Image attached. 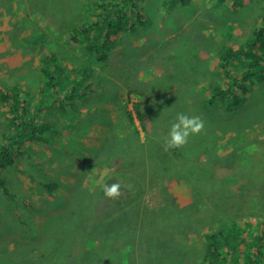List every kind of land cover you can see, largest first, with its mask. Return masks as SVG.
I'll return each instance as SVG.
<instances>
[{
	"label": "rangeland",
	"instance_id": "374dc122",
	"mask_svg": "<svg viewBox=\"0 0 264 264\" xmlns=\"http://www.w3.org/2000/svg\"><path fill=\"white\" fill-rule=\"evenodd\" d=\"M42 1L8 0L0 7L3 11L0 12V86L9 87L11 83L25 84L28 89L49 86L48 83L41 84L44 75L39 68V53L23 52L19 40L11 39L4 31L11 23L7 10L12 8L13 15L19 11L24 15H18L22 17L21 22L24 19L27 25L38 23L51 30L54 27L52 20L41 12L51 5L41 6ZM66 5L70 8L68 20L72 22L81 3L67 0ZM142 8L145 12L143 21H137L136 29L128 35L124 33L125 43L118 44L110 54L116 69L109 68L105 72L97 63H88L87 71L83 68L74 71L71 66L76 65L75 58L66 60L73 74L62 75V81L68 80L66 85H71L64 92L70 95V89L78 87L75 102L82 122L73 124L74 112L65 116L73 125L67 120L62 121L61 112L55 121L47 112L39 116L37 119L46 118L52 127L43 134L46 139L20 145L18 148L26 158L23 167L17 162L0 173L9 180L7 191L0 189V264H3L2 258L10 260L11 264H161V257L167 264H198L203 253L198 249L202 245L197 239L200 235L204 237L200 220L219 224L221 219L232 216L227 215L228 206L235 201L252 209L250 214L264 217V77L259 72L262 66L255 64L254 58L244 59L243 56L228 61L233 73L239 70L256 72L249 85L243 88L246 96L236 113L210 115L204 104L211 94L208 78L218 77L214 71L220 64L221 49L242 47L248 51L246 43L256 41L258 28L264 24V0H191L186 5L177 0H144ZM28 30L34 33V28ZM19 35L21 38L24 32ZM31 36L35 37L34 34ZM31 40H22V43L37 48ZM252 53L263 56L264 44ZM24 60L28 61L25 67ZM16 63L19 66L15 71H9ZM142 90L149 96V102L143 105V118H139L134 104L145 101ZM43 96L40 95L41 101ZM127 100L128 109L134 112V123L129 120V110L124 109ZM180 101H183L181 105ZM1 113L2 106L0 146L13 130L10 119ZM179 113L200 117L204 129L200 134L190 136L183 147L166 150L169 130ZM51 149L69 154L68 162L44 160ZM102 153H109L108 157ZM219 154L223 155L221 165L215 167V156ZM87 158L93 159V166L84 163ZM60 170L63 172L59 179L66 187L59 193L73 192L74 196L58 199L51 213L39 215L38 206L52 194L47 184ZM116 173L124 175L123 178L111 177L118 175ZM210 177L213 181L201 184ZM97 180L101 184L119 182L123 195L118 200L106 198L96 184ZM81 187L90 192L92 217H80L79 213L74 216L71 212L72 206L80 203ZM213 190L224 196L219 200L222 206L219 209L214 207L218 197ZM99 193L100 196H96ZM198 197L206 205L194 215L193 206L198 203ZM211 203L213 207H209ZM25 213L28 217L17 221V214L24 218ZM186 214L188 219L183 220ZM247 219L256 233L264 231L254 217ZM59 220L65 222L60 225L65 232L55 234L49 227L58 226ZM118 224L123 227L112 241L117 247L110 248L102 240L103 228L107 225L112 230ZM98 226L101 228L95 232ZM241 235L240 232L237 241ZM81 238L88 242L84 250L91 252L86 258L78 252L81 251L78 248ZM54 239L73 253L70 261L67 253L60 255L57 250L45 247ZM39 244L45 249L37 247ZM128 244L133 247L129 248ZM148 244L157 253L145 248ZM184 247H194L189 256L184 255L187 262L181 255ZM196 251L201 257L194 255ZM110 258L114 263L107 261ZM238 260L242 264L249 263L244 254H240Z\"/></svg>",
	"mask_w": 264,
	"mask_h": 264
},
{
	"label": "trees",
	"instance_id": "16d2710c",
	"mask_svg": "<svg viewBox=\"0 0 264 264\" xmlns=\"http://www.w3.org/2000/svg\"><path fill=\"white\" fill-rule=\"evenodd\" d=\"M73 1L75 4L81 3V5L80 9L76 11L75 17L72 22L68 20L67 16V11L68 9H70L66 5L67 0H48L47 2L44 0L42 1L41 6H44L47 3L51 5L49 9H41V12H44L46 15H48L52 20V23L54 24V27H52L51 30H49L48 28L44 29L42 25H39L38 23L27 25V22H25L24 19L21 22L22 17L18 16L20 12L19 10L18 13H14L15 16L12 14L13 8L7 10V12L11 14V23L6 26L4 31L9 34L11 39L19 40V43L21 44L20 48H22L23 52L29 50L39 53V68L40 72L44 75V77L41 78V84L48 83L49 86H42L43 88L40 87L38 89H36V86L28 89L25 84H21L22 86H24L23 89L22 86H18L13 83H11L9 87H7L6 85L0 86V106H2L1 115L4 116V114H6L7 118L10 119V124L13 127V130L10 131L8 138L14 139L13 142H10L9 139H6L5 143L0 146V155L3 154L2 156H0V168H5L9 165L11 166L16 164V156L14 151L19 150L18 147H20V145L26 142L32 143V140L46 139V137H44V135L42 134H44L46 130L51 129L52 127L48 121H45L46 118L37 119L39 118V116H43L46 112L48 113V117L53 118L54 121L57 119L61 112L60 118L62 120H67L69 125L82 122V117L80 118V116L77 114L78 105L75 102V90L77 91L78 87H74L73 89L71 88V91L69 92L70 95L68 93L66 94L64 90L71 87V85H66L68 80L65 82L62 81V75L69 76L73 74V70L78 71V68H83V71H87L88 63H97L96 65L104 69L103 71L105 72L108 71L109 68L116 69V66L110 60V54L115 51L118 44L125 43L126 38H123V34L127 33L128 35L129 32L134 31L137 27V21H143V19L145 18L142 8L144 0ZM168 1L171 2V0H166V2ZM174 1L176 2V0ZM190 1L191 0H177L178 3H182L183 5L188 4ZM6 3H8V0H0V7L5 6ZM62 10H64L65 12H63ZM197 11H200V9ZM0 12L2 13L3 11L0 10ZM28 28H34V33L30 32ZM10 29L12 30L9 31ZM20 32H24V35L21 36L22 39L19 35ZM10 33L12 35H10ZM33 34L35 35V37L31 36ZM27 35L30 36L27 37ZM65 37L68 38L65 39ZM22 40H31L30 43H35L37 48L32 46L28 47L27 44L22 43ZM263 42L264 24H262L258 28L256 41L252 44L250 42L246 43L248 44V49L246 48L248 51H244L242 47H225L221 49V59H218L220 64L218 65L216 71H214V73L218 75V77H210L207 81L210 84L211 94L210 97L206 99L207 101L204 104L206 105V107H208V113L210 115H214L216 113H236L238 107L243 103L246 96V93L243 91L244 86H248L250 78H252L256 74V72L252 74L251 71L244 72L239 70L232 76L233 70L228 65V61L232 57L243 56L244 59L254 58L255 64L262 66V68L259 69V72L264 77V63H262V57H264V54L263 56H255V54L252 53L253 49H259L264 44ZM72 57H74L75 60ZM243 58L241 62H243ZM68 59H73L74 62H77L75 63L76 65H74L73 67L71 66L73 70L70 69L69 65L66 62V60ZM26 62L28 61H23V67L27 66ZM29 63H32L31 60H29ZM18 66L19 65L17 63L14 64L12 66V69L9 68V71H15ZM28 76L30 75L28 74ZM28 76L25 75V78ZM200 81L201 79H199L198 82ZM86 90H88V86H86ZM142 91L143 92L141 93V95L145 97V101L136 102V104H134L135 111L138 113L139 118H143V105L149 102V96L147 95L145 90ZM41 94L44 95V100L42 101L40 98ZM49 97L50 102H47ZM128 102L129 100L125 102V110H129ZM181 103H183V101H180V105ZM96 111L97 108L94 109V112L98 117ZM71 112H74L73 124L69 123L68 117H65ZM133 113L134 112L132 110H129L127 112V114L131 117L129 119L131 123L135 122ZM35 119H37L36 122ZM6 130V121L4 120V131ZM48 154V156H45L46 158L43 157L44 160H53L61 164H65L66 162H68V158L70 157L69 154H66V152H63L60 149H51L50 153ZM108 154L109 153H102V155L106 158L108 157ZM215 157V167L217 165L220 166V157H223V155L219 154ZM33 158L35 159V156ZM84 163H86V165L88 166L94 165V161L92 158L85 159ZM62 172L63 171L60 170L57 177L53 178L52 182L49 184L51 187H49L48 185V189L52 191V194L49 195V200H45L40 206H38L37 210L39 215L46 216L47 214L51 213L58 199L68 196H74L73 192L69 193L68 195L59 193V190L62 187H66V185H64L63 182H61L59 179V176ZM116 174L118 175H113L111 177L115 176L117 179H122L124 176L120 173ZM116 178L112 179L110 182H113ZM211 180V177L207 178L206 180H202L201 184L206 183L205 181ZM2 183H4V181L0 178V188L3 187ZM201 184L199 182L200 186ZM81 190V196L79 195L80 203L74 204L72 206L71 212L75 215H78L79 213L78 216L80 217H92L91 215L94 211H92L91 207V204H93V202L90 192L82 187ZM212 193L217 194L218 197L214 201V207H216L217 209L221 208L222 206L219 200L224 196L220 195L216 190H213ZM96 196L99 197L100 193ZM196 201L198 203H195L193 206L194 215H198L200 211L204 210V204L206 205V202H204L203 199H200V197H198ZM198 204H200L201 206ZM209 207H213L212 203L211 205H209ZM228 211L229 213L227 215L232 216L230 218H220L221 221L216 225L210 223L211 221H207V219L200 220L199 227L200 230L202 229L201 231L204 232V237L200 235L199 239H197V242L198 240H200L198 244L202 245V248L198 249L203 253L202 257L198 254L197 251L194 253V255L201 257V260L198 264H242L238 260L240 254H244L245 258H248L247 261H249V263L245 261V263L243 264H264V244H262V242H264V231L262 233H256L254 227L248 223L247 219L250 217H254L255 220L259 222L260 227L263 228V215L255 214L254 216L253 214H250V212L253 210L246 209V204L240 203L238 201L232 202L228 206ZM240 214H242L243 216H239ZM227 215H225V217ZM17 217V221H23L28 217V214L24 215V218L23 215L17 214ZM53 218H55V216H53ZM185 219H188L187 214L183 217V220ZM28 220L31 219L29 218ZM124 223H126V221ZM64 224V221L59 220L57 223L58 226L51 225L49 227V230L53 229L55 234L65 232L60 227V225ZM28 225L30 226V222H28ZM121 227H123L122 224H118V226L112 230H110L107 225H105V227L103 228L102 233L104 235V239L102 240L110 248L117 247V245L112 241L116 235H120ZM100 228L101 226H98L95 232L99 231ZM240 232L242 233V235L240 241H237L238 237L240 236ZM71 233L77 234L73 232ZM58 239H54L52 244H49L45 247L57 250L58 254L60 255L61 252L67 253L70 261L72 259V253L68 250V248L66 249L65 247L59 245L57 243ZM87 243L88 242L84 239H80L78 248H81V251L78 252L82 254L83 258L91 255L90 250H84V248L87 247ZM96 243H99V240H97ZM128 246L129 248L133 247L132 244H128ZM149 246L150 244L145 246V248L148 247L149 250H155L150 248ZM37 247L44 248L43 244H39ZM193 248L184 247L183 249H181V255L182 257H184V260L186 262L187 258H185L184 255L186 254L189 256ZM155 252L157 253L156 250ZM2 259L3 264H11L10 260L6 258ZM160 259L161 260L159 262L161 264H167L166 260L163 257H161ZM107 261L110 263H114L111 258L107 259Z\"/></svg>",
	"mask_w": 264,
	"mask_h": 264
},
{
	"label": "clouds",
	"instance_id": "9594fccd",
	"mask_svg": "<svg viewBox=\"0 0 264 264\" xmlns=\"http://www.w3.org/2000/svg\"><path fill=\"white\" fill-rule=\"evenodd\" d=\"M203 129H204V122L200 117L198 116L190 117L183 113L177 114L176 121L172 123L168 133V139L166 141V150L183 147L188 143V139L190 136L200 134L203 131ZM18 149L19 150L14 151L16 156L15 165H17L18 162L20 167H23V163L25 162L26 158L24 157L22 150H20V148ZM15 165H11L9 167ZM3 169L4 168H0V173L2 172ZM0 178L4 181V183H2L3 187L0 189H4L7 191V185L9 183V180L3 178L1 175ZM96 184L101 187L103 195L108 199L118 200L123 195V192L121 190L122 185L119 182H114L111 184H107V183L101 184L100 181L97 180Z\"/></svg>",
	"mask_w": 264,
	"mask_h": 264
},
{
	"label": "bare ground",
	"instance_id": "6f19581e",
	"mask_svg": "<svg viewBox=\"0 0 264 264\" xmlns=\"http://www.w3.org/2000/svg\"><path fill=\"white\" fill-rule=\"evenodd\" d=\"M239 3H240V2H239ZM248 3H249V2H248ZM240 4H241V3H240ZM245 4H246V3H245ZM238 5H239V4H238ZM238 7H239V6H238ZM32 8H33V7H32ZM135 9H136V8H135ZM136 12H137V11H136ZM259 12H260V11H259ZM17 13H18V12H17ZM144 13H145V12H144ZM159 13H160V12H159ZM19 14H20V12H19ZM21 14H22V12H21ZM141 14H143V13H141ZM10 15H11V14H10ZM22 15H23V14H22ZM146 15H147V14H146ZM167 15H168V14H167ZM251 16H253V15H251ZM254 16H255V15H254ZM261 16H262V15H261ZM9 17H10V16H9ZM162 17H163V15H162ZM250 18H251V17H250ZM127 20H128V19H127ZM247 20H248V19H247ZM251 20H252V19H251ZM248 21H249V20H248ZM130 22H131V21H130ZM130 22H129V24H130ZM160 22H161V21H160ZM250 22H252V21H250ZM161 26H162V24H161ZM170 34H172V33H170ZM170 36H171V35H170ZM134 42H136V40H135ZM176 43H177V42H176ZM135 44H136V43H134V45H135ZM140 45H142V43H141ZM143 45H144V44H143ZM144 47H145V45H144ZM39 48H40V47H39ZM39 48H38V49H39ZM117 48H118V47H117ZM117 48H116V49H117ZM119 48H120V47H119ZM114 49H115V48H114ZM118 50H119V49H118ZM120 50H121V49H120ZM204 52H205V51H204ZM35 53H36V52H35ZM149 56H150V55H149ZM24 58H25V57H24ZM28 58H29V56H28ZM232 69H233V68H232ZM233 70H234V69H233ZM156 71H158V70L156 69ZM154 72H155V71H154ZM161 72H163L162 69H161ZM158 73H159V72H158ZM158 73H157V74H158ZM159 74H160V73H159ZM159 74H158V75H159ZM233 74H234V73H232V76H233ZM151 75H152V74H151ZM240 75H241V74H240ZM153 76H154V75H153ZM236 76H237V75H236ZM153 78H154V77H153ZM226 78H227V77H226ZM232 78H233V77H232ZM237 78H238V77H237ZM228 79H230V78H228ZM252 87H253V86H252ZM254 87L256 88V86H254ZM171 90H172V89H171ZM169 91H170V90H169ZM86 109H87V108H86ZM84 111H85V110H84ZM86 111H87V110H86ZM7 112H8V111H7ZM9 112H10V111H9ZM5 113H6V112H5ZM9 114H10V113H9ZM14 114H15V113H14ZM14 114H13V115H14ZM84 115H85V114H84ZM88 115H89V114H88ZM81 117H82V116H80V118H81ZM83 117H84V116H83ZM94 120H95V119H94ZM62 121H63V120H62ZM62 121H61V122H62ZM62 123H63V122H62ZM66 123H67V122H66ZM75 123H76V122H75ZM60 124H61V123H60ZM61 125L64 126L65 123H64V125H63V124H61ZM66 125H67V124H66ZM63 128H64V127H63ZM64 129H65V128H64ZM66 129H68V128H66ZM49 131H50V130H49ZM51 131L53 132V130H51ZM65 131H66V130H65ZM72 131H73V130H72ZM66 132H67V131H66ZM40 134H42V133H40ZM89 134H90V133H89ZM42 135H43V134H42ZM54 137H55V136H54ZM33 138H34V137H33ZM37 138H38V136H37ZM37 138H36V139H37ZM51 139H52V138H51ZM57 139H58V137H57ZM104 139H105V138H104ZM106 139H107V138H106ZM30 140H31V139H30ZM61 140H62V139H61ZM32 141H34V140H32ZM22 142H23V141H22ZM34 142H35V141H34ZM42 142H43V141H42ZM59 142H60V141H59ZM54 144H56V143H54ZM60 144H63V143H60ZM7 145H8V144H7ZM58 145H59V143H58ZM58 145H57V146H58ZM63 145H64V144H63ZM105 146H106V145H105ZM52 147H53V145H52ZM54 147H56V146H54ZM65 147H66V146H65ZM65 147H64V148H65ZM67 147H69V146H67ZM40 148H42V147H40ZM34 150H35V148H34ZM31 151H32V149H31ZM29 152H30V151H29ZM29 152H28V153H29ZM32 152H33V151H32ZM47 153H50V150H49V152H47ZM48 155H51V154H48ZM48 155H47V156H48ZM33 156H34V155H33ZM33 156H32V157H33ZM10 157H11V156H10ZM41 157H42V156H41ZM102 157H103V156H102ZM6 159H7V158H6ZM12 159H13V158H12ZM41 160H42V158H41ZM32 161H33V160H32ZM46 161H47V160H46ZM47 165H48V164H47ZM9 166H10V165H9ZM49 166H50V165H49ZM40 168H41V166H40ZM6 169H7V168H6ZM34 169H35V168H34ZM44 169H45V168H44ZM44 169H43V170H44ZM54 169H55V168H54ZM4 170H5V169H4ZM36 170H37V169H36ZM12 171H13V170H12ZM40 171H41V170H40ZM46 171H47V170H46ZM52 171H54V170H52ZM17 172H18V171H17ZM41 172H43V171H41ZM50 173H51V172H50ZM45 174H46V173H45ZM47 174H48V173H47ZM39 176H40V175H39ZM47 176H48V175H47ZM41 177H43V176H41ZM43 178H44V177H43ZM45 179H46V178H45ZM35 180H36V179H35ZM28 181H29V180H28ZM40 181H41V179H40ZM33 182H34V181H33ZM41 182H42V181H41ZM53 182H54V181H53ZM47 183H48V182H47ZM49 183H50V182H49ZM37 184H38V182H37ZM167 184H168V183H167ZM38 185H40V184H38ZM47 185H49V184H47ZM49 187H51V186L49 185ZM45 192H46V191H45ZM9 194H10V193H9ZM37 194H38V193H37ZM40 194H42V193H40ZM47 194H48V193H47ZM25 195H26V194H25ZM49 195H50V194H49ZM27 196H28V195H27ZM7 197H8V196H7ZM42 197H43V196H42ZM27 198H28V197H27ZM29 198H30V197H29ZM38 198H39V197H38ZM38 198H35V199H37L36 202H38V200H39ZM33 199H34V198H33ZM22 200H23V199H22ZM24 200H25V199H24ZM25 201H26V200H25ZM31 201H33V200H31ZM136 201H137V200H136ZM36 202H34V203H36ZM27 203H28V202H27ZM27 203H26V204H27ZM19 204H20V203H19ZM29 204H30V203H29ZM31 206H32V204H31ZM27 207H30V206H27ZM125 209H126V208H125ZM127 212H128V211H127ZM74 216H76V215H74ZM213 233H214V232H213ZM72 254H73V253H72ZM40 258H41V257H40ZM41 259H42V258H41Z\"/></svg>",
	"mask_w": 264,
	"mask_h": 264
}]
</instances>
